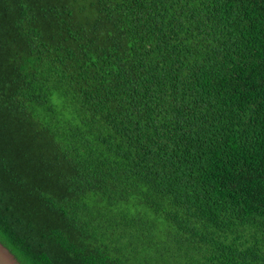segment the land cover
Returning <instances> with one entry per match:
<instances>
[{"label": "trees", "instance_id": "obj_1", "mask_svg": "<svg viewBox=\"0 0 264 264\" xmlns=\"http://www.w3.org/2000/svg\"><path fill=\"white\" fill-rule=\"evenodd\" d=\"M0 244L264 264V0H0Z\"/></svg>", "mask_w": 264, "mask_h": 264}, {"label": "water", "instance_id": "obj_2", "mask_svg": "<svg viewBox=\"0 0 264 264\" xmlns=\"http://www.w3.org/2000/svg\"><path fill=\"white\" fill-rule=\"evenodd\" d=\"M0 264H20L10 251L0 244Z\"/></svg>", "mask_w": 264, "mask_h": 264}]
</instances>
